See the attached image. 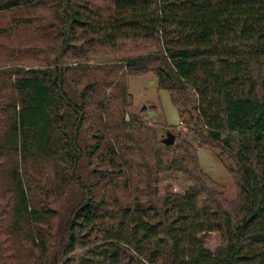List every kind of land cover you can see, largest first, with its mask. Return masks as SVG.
<instances>
[{
  "label": "trees",
  "instance_id": "16d2710c",
  "mask_svg": "<svg viewBox=\"0 0 264 264\" xmlns=\"http://www.w3.org/2000/svg\"><path fill=\"white\" fill-rule=\"evenodd\" d=\"M34 6L53 10L58 48L53 66L18 73L0 102V264H264V0H0V11ZM126 54L121 79L78 88L79 61ZM146 72L198 145L228 160L234 200L202 170L197 145L180 133L166 145L125 118L126 77ZM115 102L117 125L105 121ZM83 164L104 168L125 198L114 192L107 207ZM163 173L193 183L161 190ZM207 233L219 236L213 249Z\"/></svg>",
  "mask_w": 264,
  "mask_h": 264
},
{
  "label": "rangeland",
  "instance_id": "374dc122",
  "mask_svg": "<svg viewBox=\"0 0 264 264\" xmlns=\"http://www.w3.org/2000/svg\"><path fill=\"white\" fill-rule=\"evenodd\" d=\"M58 24L55 20L53 10L47 6L23 7L9 11H0V102L11 92V82L16 75L24 74L29 69H44L53 66L55 55L57 54L58 40L55 35L58 30ZM126 55L114 56H96L87 61H79L87 68L85 81L78 86L81 89L86 82L93 80L102 83L103 79L120 78L124 72L123 58ZM65 59V58H64ZM70 65H76L73 60H66ZM109 81V80H108ZM128 95L130 103L126 106L125 118L129 115H135L139 121L144 123V128L155 130L158 139H163L168 133L174 135L181 134L182 138L191 141L197 145V155L200 167L215 181L219 182L225 188V196L232 201L237 196V188L230 174L227 159L219 157V150L213 149L208 145H198L197 139L191 134L187 127L181 123V117L178 109L172 103L169 92L158 86V80L153 72H146L139 75L131 74L126 77ZM103 87H106L103 85ZM9 99L6 100V103ZM5 103V104H6ZM1 104V103H0ZM119 105L110 103L108 107L109 116L105 118L107 123L117 125L121 120ZM2 116L0 115V121ZM134 127L136 124H133ZM121 128H119V131ZM125 130L131 131L134 135L137 132L126 126ZM145 129H143L144 131ZM116 131L109 130L110 136ZM126 133V132H125ZM145 136L146 134H142ZM151 136V134H149ZM148 137H142L141 147L146 148L145 156L152 164L153 151L146 145ZM127 143L128 139H127ZM40 167L48 173L51 182H53L52 164L50 161L41 162ZM28 167H36L28 162ZM104 168L99 174L93 170V167L82 165L79 169L80 177L88 184L95 187L94 194L98 199H103L109 208H114L113 195L123 200L126 192L121 188L113 190L109 177H102ZM160 177V189L163 190L167 185L171 190L181 192L186 190L193 182L178 173H163ZM142 177L140 178V180ZM79 199V192L62 197L56 200V207L64 208L67 204H73ZM205 245L211 249L219 243V236L215 233H207L201 236ZM10 261V259H9ZM18 264H24L18 262Z\"/></svg>",
  "mask_w": 264,
  "mask_h": 264
},
{
  "label": "water",
  "instance_id": "95a60500",
  "mask_svg": "<svg viewBox=\"0 0 264 264\" xmlns=\"http://www.w3.org/2000/svg\"><path fill=\"white\" fill-rule=\"evenodd\" d=\"M162 141L166 145H173L176 141V135L168 133L166 137L162 139Z\"/></svg>",
  "mask_w": 264,
  "mask_h": 264
}]
</instances>
